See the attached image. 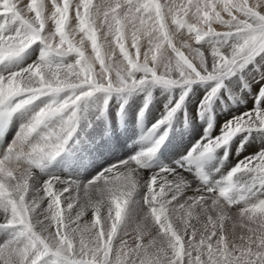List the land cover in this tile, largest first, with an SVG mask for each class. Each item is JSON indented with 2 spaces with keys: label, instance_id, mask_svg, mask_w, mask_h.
Segmentation results:
<instances>
[{
  "label": "snow or ice",
  "instance_id": "6c2138e0",
  "mask_svg": "<svg viewBox=\"0 0 264 264\" xmlns=\"http://www.w3.org/2000/svg\"><path fill=\"white\" fill-rule=\"evenodd\" d=\"M81 5L84 15L81 16L78 5V28L91 41L96 60L102 65L99 80L93 77L82 49L75 46L65 32L69 0H63V6L55 0L52 2L51 19L55 24V35L59 36V43L55 44L52 43V33L42 35L43 3L31 0L27 8L35 16L26 19L12 0H0V64L6 65L20 58L33 44L40 45L38 62L7 75L0 74V108L11 107L12 102L15 110L40 97L52 98L36 111L12 145L0 155V212L4 216L0 231L8 233V238L0 244V264H264V198H260L264 196V150L238 162L215 185L208 184L206 177L202 178V187L183 202L184 189L188 186L178 175L165 169L151 177L145 185L147 211L141 223L136 225L134 245L122 240L118 249L113 248V239L127 224L126 203L136 188L133 164L142 166V160L153 155L163 142V135L153 147L132 157L131 161L123 162L126 171L122 166H115L98 174L84 188L86 195L92 189L97 199L77 205L80 210L74 215L71 210L75 197L68 198L66 206L69 211L62 212L61 192L53 190L51 180L43 186L48 201L47 208L42 211L43 220L39 218V201H26L31 167H38L43 160L54 158L64 150L76 130V109L82 101L96 93H103L107 98L111 93L131 92L146 84L187 87L194 81L220 80L242 69L257 56H264V0H254L251 4L248 0H195V3L188 0L181 6H162L155 0H123V3L116 0L105 6L103 16L109 33L114 31L115 43L127 61V67L117 66L115 79H112L113 67L105 65L100 56L90 0H81ZM162 7H168L169 13H173L172 23L177 30L187 28L189 33H195L197 44L205 38L215 41L211 64L199 49L195 50L194 58H189L172 44L170 37L164 34L165 25L161 23ZM218 7L230 19H223ZM191 9H195L192 12L195 22L188 23L183 16H188ZM122 20H138L145 35L156 33L149 37L150 42L155 41L151 49L153 66L148 65L147 53L142 64L130 59L123 43ZM214 23L227 25L229 31L216 32L212 27ZM198 25H206L207 30ZM138 31L132 33V47L137 49V55ZM163 42L175 54L176 60L174 65L164 64V72L158 75L156 51L162 48ZM65 45L67 47H63ZM221 48H230V55L222 54ZM73 53L77 57L75 64L66 63L65 57ZM194 59L199 63H194ZM136 73L143 75L137 79ZM172 73L176 74L175 77ZM217 90L218 87H213L210 97ZM61 93L66 95L57 98ZM15 99L19 102L15 103ZM183 100L182 95L180 102L153 126V131L172 119ZM57 119L58 124L53 127ZM257 128L264 129V111L256 110L254 115L252 112L242 114L226 124L219 137L198 143L192 151L200 150V155L212 153L235 135ZM254 160L258 161L255 166ZM237 173L241 175L237 177ZM67 191L63 189V192ZM241 203L240 235L236 238L233 234L229 240L225 231L226 206ZM89 205L92 206V223L81 225ZM104 208L108 211L107 220L111 221L107 232L100 219ZM34 213L37 214L35 220L31 219ZM177 219L183 226L182 233L174 227ZM200 224L202 227H198ZM52 225L55 226L54 233L50 231ZM236 228L237 225L233 224V229ZM77 234L80 235L78 246L75 244Z\"/></svg>",
  "mask_w": 264,
  "mask_h": 264
},
{
  "label": "bare ground",
  "instance_id": "6f19581e",
  "mask_svg": "<svg viewBox=\"0 0 264 264\" xmlns=\"http://www.w3.org/2000/svg\"><path fill=\"white\" fill-rule=\"evenodd\" d=\"M90 1L95 5L93 8L90 7V14L95 21L94 29L97 35V44L100 50V56L105 65H111L113 67L111 78L115 79V68L121 65L126 68L127 61H124L123 58L119 57L118 53L120 49L119 46L115 43L114 31L112 33H109L108 24L107 22H104L103 13L106 10L105 6L109 3L114 4L116 0ZM12 2L17 4L26 19L34 18L35 13H32L27 8V5L31 2V0H12ZM52 2L53 0H37V3H43L45 5L44 9L47 11L46 17L48 28H46L44 24L42 35L52 33V43L55 44L59 43V36L55 35V24L51 19V14L53 11ZM55 2L60 6H63V0H55ZM155 2L161 4L162 6H181L187 4L188 0H155ZM248 2L251 4L254 2V0H248ZM121 3H123V0H121ZM193 3H195V0H193ZM69 5L70 7L65 32L70 36L73 44L82 49L85 57L88 60V63L91 65L93 77L96 80H99L101 78L102 65L100 61L96 60V55L92 50L91 41L88 40L84 33L80 32L78 28L79 22L76 19V11L78 5L80 6L79 11L81 13V16L84 15V9L81 5V0H69ZM98 5L99 7H96ZM194 11L195 9L189 10L188 16H183V19H185L188 23L195 22V19L192 16V12ZM217 11H221L223 19H230L227 13H224L219 7L217 8ZM172 14L173 13H169L168 7L162 8L161 23L165 25L164 34L168 35L172 40V44L189 58H194L196 55L195 50L199 49L204 53L207 62L211 64L212 46H214L215 41L212 38H205V41L197 44L195 40V33H189L187 28L179 30L176 29V26L172 23ZM234 14L239 16L238 13ZM120 15L121 17L123 16V11L120 12ZM154 15L155 12L153 11V16ZM0 16H2V9H0ZM239 18L243 19L242 16H240ZM122 25L123 35L125 37L123 43L125 49H128L129 51L128 54L130 59H132L134 62H139L142 64L145 61V53H147L148 65L150 67L153 66V62L151 59V49L154 48L155 41L150 42L149 37L155 35L156 33L149 32L148 35H145L143 29L140 28L138 20H136L135 22H125L122 20ZM198 27H202L204 31L207 30L206 25H198ZM212 27L216 32L220 33L229 31L227 25L214 23ZM138 29L139 31L137 33V43L139 48V55H137V49L132 47V33L136 32ZM63 47L67 46L65 45ZM30 50L31 47L27 49L20 58L9 62L6 68L3 70L5 74L7 75L8 72L12 71H19L31 64L38 62L40 45L35 44L32 53H30ZM221 52L222 54L228 56L231 53V49L221 48ZM156 55V68L158 75L164 72V64H175V54L172 53L170 48H168L166 42H163L162 48L156 51ZM76 59L77 57L73 53L65 57V62L75 64ZM194 63L198 64L199 60L194 59ZM142 75V73H136V78L138 79ZM171 75L175 77L176 74L172 73ZM213 87H218V90L214 96L210 97V92ZM262 89H264V56H257L252 62L244 66L242 69H239L234 74L220 80L194 81L187 87L175 85L164 86L162 84L154 83L146 84L145 86L134 89L131 92L111 93L107 96V98L103 93H96L93 96L89 97L86 101H82L81 104L77 106L76 130L73 133L71 139L74 140V136L81 137L82 132H90L92 129H99L103 123L102 110L107 105H111V108L114 112L124 110L127 113L133 114L143 111L151 117L153 122L157 123L166 115L168 110L175 106L177 102H180V97L182 95L184 96V100L180 103V107L174 113L170 121H168L164 125H161L162 128L165 129L166 127L170 126L171 137L180 140V142H186L187 139L193 138L197 135H204L203 127L206 125L209 117L212 115L213 124L209 130V134L211 136L208 139L216 138L221 135L224 126L231 122L233 119L240 117L242 114H247L250 112H252V114L254 115L256 110L264 111V94H262ZM65 95L66 93H61L59 94L58 98L62 99ZM51 99L52 98L50 97L42 98V106L50 102ZM206 99L208 100L207 103H205ZM32 117L30 118V121ZM185 117L188 118L187 124H185L184 122ZM20 131L21 130H19V132ZM226 145H228L229 148V157L225 162L222 163V168L217 173V175L221 177L226 175L230 168L234 167L238 162L244 160L247 157L254 156L255 154L264 150V129L257 128L250 132L239 133L231 138V140ZM226 145L218 148L221 153H224V147ZM252 163L253 166H255L256 164H258V161L254 160L252 161ZM183 165L184 168L188 171L192 169L190 164L184 163ZM122 170L126 171L127 168L122 167ZM175 174L178 175L183 181L189 182L187 184L188 187L184 189V195L181 201H183L184 197L186 196L191 197L195 195L196 190L202 187L197 183V179L194 174H190L191 179L185 176H181L177 173ZM240 175V173H237V177ZM83 178L87 180V178L89 177L84 175ZM134 178L136 182V188L133 191L131 197L138 194L142 196V200L144 202V195L146 192L145 185L149 181L150 177L146 173L135 169ZM234 179H236V177H234ZM36 181L37 180H35V178H28V191L26 193V201L29 203H31L32 201H39L41 209L39 218L43 220L42 211L43 209L47 208L48 204L47 197L43 192V186L45 182H47V180L45 178L42 179L38 185L39 191L33 192V184L34 182L36 183ZM87 185L80 184L78 187H75L66 184H53V190L61 192L62 212L66 213L69 211L66 205L68 202V198L70 197H75V199L72 200L74 207L71 211L73 215L75 211L80 210L77 205L87 204L89 200H92L94 202L97 199V196L92 189L88 190L87 195L85 194L84 188ZM63 189H68V191L63 192ZM156 190L158 191L159 189L157 188ZM216 195L218 196V191L216 192ZM130 198L126 203L128 214L127 224L125 227H121L114 236V249H118L121 246L122 240L128 245H134L136 225L141 223L143 219L142 217H130L129 210L134 208L137 211H140V214L144 213V210H147L144 205L136 206L135 204H130ZM260 198H264V196H261ZM220 200L223 201V198H220ZM132 205H134V207H131ZM241 207H243L242 203L238 205H231L230 207L226 206V211L228 212V214L233 213L235 216H237L239 215ZM233 214L231 215L234 217ZM36 215L37 214L34 213L31 219L35 220ZM112 215L114 219V206ZM107 216V208H104L100 215V219L101 226L103 227L105 232L110 230L111 227V221L107 220ZM228 218L226 219L225 223L227 222ZM203 219L206 220L207 217H204ZM3 220V213L0 212V222H3ZM230 220L231 218L228 222H230ZM85 222L88 224L92 223L91 205L86 208L85 214L81 219V225ZM177 223L182 226L179 221H177ZM193 223H195V221H193ZM198 227H202V224L198 225ZM231 227H233V225H231ZM36 230L39 231V226H37ZM50 231H52L53 233L55 232L54 225L51 226ZM0 233L5 234L4 231H0ZM45 235H47V233H45ZM213 239L215 241L216 238ZM79 240L80 235L77 234L75 236V243H78ZM144 242H147V238H144ZM0 243L3 242L0 241Z\"/></svg>",
  "mask_w": 264,
  "mask_h": 264
},
{
  "label": "rangeland",
  "instance_id": "374dc122",
  "mask_svg": "<svg viewBox=\"0 0 264 264\" xmlns=\"http://www.w3.org/2000/svg\"><path fill=\"white\" fill-rule=\"evenodd\" d=\"M77 1H78V0H77ZM94 6H95V5L90 1V7L93 8ZM96 7H99V5L96 6ZM162 8H163V7H162ZM125 50L129 53L128 49H125ZM118 55H119L120 58H123V56H122V54H121L120 51H119ZM57 98H58V97H57ZM184 182L186 183V185L189 183L188 181H184ZM139 197L142 198V196H140V195H138V194L132 196V197L130 198V201H129L130 204L132 203V204H135L136 206H143V205H144V202H143V204H141V203L138 201V200H139ZM187 198H188V196L184 197V200L187 199ZM181 202H183V201H181ZM144 206H145V205H144ZM131 207H134V205H132ZM145 211H147V210H144V213H145ZM129 213H130V217L134 216V218L142 217V219H143V216H144V213L140 214L141 212H140V211H137V210L134 209V208L130 209V210H129ZM231 214H233V213H231ZM231 214H228V217H229V218H228L227 222L225 223V225H227V226H225V227H226V228H225V231H226V235L228 236L229 240L233 238V234H235V237H236V238H238L239 235H240V231H239V228H238V224H239V215L235 216V215L233 214V215H234V217H233ZM177 215H179V213H177ZM231 216H232V217H231ZM230 218H231V220H230V222H228ZM177 221H179V220H178V219L175 220L174 227H176L177 230L181 231V233H182L183 226L179 225V224L177 223ZM179 222H180V221H179ZM227 223H229V224H227ZM230 223H231V225H233V223L237 225V228L235 229V231H234L233 227H231ZM228 225H230V226H228ZM229 227H231L232 229L229 228ZM237 233H239V234H237ZM229 235H230V236H229ZM7 238H8V234H7V236H6V234H1V233H0V241H1V242H4ZM75 242H76V241H75ZM77 242H78V241H77ZM78 243H79V242H78ZM78 243H75V244H77L76 246L79 245ZM0 244H2V243H0Z\"/></svg>",
  "mask_w": 264,
  "mask_h": 264
}]
</instances>
